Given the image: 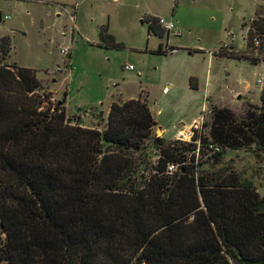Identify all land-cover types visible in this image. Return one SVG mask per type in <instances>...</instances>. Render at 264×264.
Returning a JSON list of instances; mask_svg holds the SVG:
<instances>
[{"label":"trees","instance_id":"16d2710c","mask_svg":"<svg viewBox=\"0 0 264 264\" xmlns=\"http://www.w3.org/2000/svg\"><path fill=\"white\" fill-rule=\"evenodd\" d=\"M260 18L250 36L264 34ZM145 21L149 36L165 35L157 18ZM100 37L115 43L108 25ZM11 52L2 37L0 262L264 264V197L230 167L216 169L229 149L264 158V86L261 105L243 117L213 108L200 155L210 144L221 152L197 162V145L154 137L141 98L112 103L104 131L69 125L66 101L46 109L50 92L40 94L36 70L5 64ZM148 148L158 161L146 176L135 155ZM170 165L180 167L169 173Z\"/></svg>","mask_w":264,"mask_h":264},{"label":"rangeland","instance_id":"374dc122","mask_svg":"<svg viewBox=\"0 0 264 264\" xmlns=\"http://www.w3.org/2000/svg\"><path fill=\"white\" fill-rule=\"evenodd\" d=\"M173 1L176 0H140L139 3L130 0L128 3L120 0H0V39L4 36L12 39L11 56L5 64L37 71L43 87L40 94L53 90L46 109L67 99L65 109L71 126L104 131L108 123L105 113L110 103H125L123 97L137 96L144 89L151 103L144 91L138 98L151 105L160 126L170 131L163 134L158 131L160 126L155 125L154 137L176 141L172 138L173 128L176 127L179 134L194 118L201 116V131L197 135L208 136L214 107L230 108L243 117L250 103L258 105L254 100L260 101V86L255 84L257 77L264 73V47L255 49L252 36L247 32L249 27L253 30L254 20H263L260 17H264V0L177 1L180 14L184 15L181 24L187 26H182L186 30L183 35H170L169 41L167 34L163 38L155 34L149 36V24L139 18L141 12L162 14L170 20ZM7 16L11 19L7 20ZM71 16L75 21H70ZM100 22L109 25V34L115 43L100 37ZM161 42L165 53H159ZM224 44L229 46L228 52L240 51L239 55L244 56L239 57L244 61L223 55L217 59L216 69H207L199 47L204 46L207 58L210 52L218 56ZM68 46L70 57L65 59L61 49ZM175 48L183 50L173 56L167 54ZM129 66L133 70H129ZM216 71L221 74L217 93L226 91V84L238 86L236 82L241 78L250 84L253 94L234 101L228 97L226 102L222 101L224 106L215 105L213 101L208 105L204 90L199 87L200 78L206 72L214 75ZM63 75L68 76L66 85H57L53 78L60 82ZM188 77L194 79L192 88ZM179 124L185 126L177 129ZM204 125L208 128L204 129ZM157 151L148 148L147 154L135 155L136 159L140 158L142 174L148 176L156 165ZM205 153L209 155L203 157L197 152V162L200 159L212 161V153ZM225 167H230L242 179L251 180L264 197V158L256 160L245 150L229 149L216 169Z\"/></svg>","mask_w":264,"mask_h":264},{"label":"crops","instance_id":"0c3cea01","mask_svg":"<svg viewBox=\"0 0 264 264\" xmlns=\"http://www.w3.org/2000/svg\"><path fill=\"white\" fill-rule=\"evenodd\" d=\"M121 2H125V3H128V1L129 0H120ZM138 2L139 3V1L140 0H130V2ZM177 1H179V3H180V1L181 0H176V1H173V3H174V5H173V7H172V13H171V16H170V18L172 19H170V20H167L168 19V16L166 17V16H164V15H162V14H157V13H154V12H150V11H147L146 12V14H144L145 12H141V14L139 15V18L141 17V18H144L143 20H142V22H146L145 21V19L146 18H157V19H159V18H165V20L166 21H168V22H174L175 23V27H176V29L181 33V35L180 36H177V35H175V34H173V33H167L166 31H164V33H165V35L167 34L168 35V41H169V39H170V35H174V36H176V37H181L182 35H183V31H186V30H183L182 28V26L184 25V26H186L185 24H181L182 22H184V20H183V17H184V15H182V14H180V11H179V7H178V5H177ZM196 1V0H195ZM64 8V7H63ZM136 8H138V4H136ZM59 17V16H58ZM74 16H71V22L72 21H75L74 20ZM254 18V17H253ZM253 18H251L250 19V21H252L253 20ZM101 20H103V17H102V19ZM101 24H100V29H99V33H100V31H101V28L103 27V26H106L105 25V23L104 22H100ZM108 27H109V25H108ZM187 27V26H186ZM75 28V27H74ZM165 30V29H164ZM158 37V36H157ZM164 37V36H163ZM162 37V38H163ZM160 45H163V43L161 42L160 43ZM164 46V45H163ZM164 48V47H163ZM200 48V50H198V51H202L201 53H203L204 54V56H205V61H207V69H211V71H212V68H214V69H216L215 67H216V63H217V59L218 58H222V54H220L219 53V55L218 56H216V52H215V55L214 56H211L210 55V57H207L206 58V51L204 50L205 48H204V46H200L199 47ZM174 49V48H173ZM203 49V50H202ZM183 49H181V48H175V51H173V52H170V54L169 53H167L168 55H171V56H173V55H175L176 53H178V52H180V51H182ZM163 51H164V49H163ZM177 51V52H176ZM224 52H226V51H224ZM239 52L240 51H238V52H236V51H232V52H228V53H234V54H236L237 56H241V57H243L244 55H239ZM164 53H165V51H164ZM210 53H212V52H210ZM209 53V54H210ZM227 59H234V58H231V57H229V56H227L226 57ZM242 61H244V58H242L241 59ZM258 65V64H257ZM264 74V73H263ZM62 80L60 81V82H57V79L56 78H53V81H56V83H57V85H66V83H67V81H68V76L67 75H63L62 77ZM188 79H189V77H188ZM191 79H193V77H190V79H189V85H190V87L192 88V86H191V84H192V82H191ZM40 80V79H39ZM41 81V80H40ZM221 81V74H220V72L219 71H216L215 72V74L214 75H212V73L210 74L209 72L207 73L206 72V74H204L203 76H202V78H200V83H199V87L200 88H202L203 90H204V95H205V99H206V101H207V103H208V105L211 103V101H213V103L215 104V105H218V106H224L225 104H223V102L222 101H225L226 102V99L228 98V97H230V98H232L231 100L232 101H234V99H239L241 96H244V95H247L248 93H252L253 94V92L250 90V84L249 83H244L245 81L244 80H242L241 78L236 82L237 84H238V86H234V85H231V84H226V86H225V90L226 91H219L218 93L216 92L217 90H218V87H216L217 85H218V83ZM60 83V84H59ZM215 85V86H214ZM214 86V87H213ZM255 86H258L257 84H255ZM65 87V86H64ZM259 87V86H258ZM262 88L263 87H259V99H260V101L258 102V101H256V99L254 100V102L255 103H257L258 105H261V92H262ZM217 89V90H216ZM66 90V89H65ZM166 89H164V91H165ZM142 91H144L145 92V90L144 89H141V91H140V93L142 92ZM48 92H50V93H53V90L52 89H50ZM140 93H138V95L137 96H131V97H123V99H124V102H127V101H129V100H132V99H137L138 98V96L140 95ZM145 94H146V96H147V99H148V101H150V99H149V96H148V94L145 92ZM144 94V95H145ZM216 95V97L214 98L212 95ZM123 95V94H122ZM124 96V95H123ZM113 103V102H112ZM112 103H110V105H109V107L107 108V110H106V113H105V115H106V117H108V115H109V112H110V107H111V104ZM150 103H151V101H150ZM67 99H66V105H65V108L67 109ZM150 107V109H151V111H152V115H153V118H154V120H155V122H156V127L157 126H160L161 124H159V122L157 121V119H156V117H155V115L153 114V110H152V107H151V105L149 106ZM205 109H208V106L207 107H205ZM202 118V116L198 119V118H194L193 120H192V122L189 124V126L188 127H186V128H189V127H191L192 125H193V123L194 122H198L200 119ZM181 124H179V126H180ZM178 126V128L177 129H181L180 127ZM185 125L183 124V127H184ZM174 130H172L171 132L173 133V137L172 138H177V130H176V127H174L173 128ZM158 131H160V132H162L163 134H168V132H170V131H168L167 129H163V127L162 126H160L159 127V129H158ZM172 138H171V140H172Z\"/></svg>","mask_w":264,"mask_h":264},{"label":"built area","instance_id":"2783aa9c","mask_svg":"<svg viewBox=\"0 0 264 264\" xmlns=\"http://www.w3.org/2000/svg\"><path fill=\"white\" fill-rule=\"evenodd\" d=\"M10 19H11V16H7V20H10ZM158 24L161 27H163L165 29V31L169 34L174 33L177 36L181 35V33L176 29L174 22H168L165 20V18H159ZM248 33H250V27L248 29L247 34ZM249 36H250V34H249ZM251 39H252L251 41H252L253 47H255V49L259 50V49L264 47V34L263 33H260L256 30H254V35L252 36ZM228 49H230V48L227 44H224L221 46V50H223V51H227ZM173 51H175V50H173ZM61 54H63L62 56L66 57L65 59L69 58L70 57V47L68 46L66 48H62ZM210 55L214 56L215 53H210ZM262 63H264V61ZM128 68H129V70H133L132 66H129ZM257 80H258V81H256L257 85L260 87H263L264 86V74L258 76ZM166 91H167V89L165 90V92ZM200 131H201V126L199 125V121L198 122L196 121L193 123V125L191 127L185 128L183 131H180L179 134H177L176 139H177V141L197 145L198 149H199V150H197V152L200 153L201 140H200V137L197 135L200 133ZM209 148L211 150L212 155H214L215 153L221 152V148L218 147V145H216V144H210ZM178 167H180V166L179 165H170V167L168 168L169 173H173L174 171H176L178 169Z\"/></svg>","mask_w":264,"mask_h":264},{"label":"water","instance_id":"95a60500","mask_svg":"<svg viewBox=\"0 0 264 264\" xmlns=\"http://www.w3.org/2000/svg\"><path fill=\"white\" fill-rule=\"evenodd\" d=\"M179 127L182 128L183 127V124H181Z\"/></svg>","mask_w":264,"mask_h":264}]
</instances>
